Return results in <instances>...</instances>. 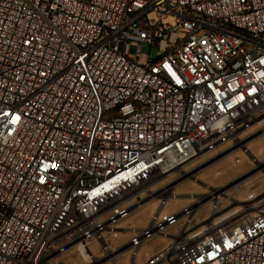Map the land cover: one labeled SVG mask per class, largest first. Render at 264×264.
Returning <instances> with one entry per match:
<instances>
[{
  "label": "built area",
  "instance_id": "2783aa9c",
  "mask_svg": "<svg viewBox=\"0 0 264 264\" xmlns=\"http://www.w3.org/2000/svg\"><path fill=\"white\" fill-rule=\"evenodd\" d=\"M263 116L264 0H0V264H137L155 238L145 264H264V195L233 220L210 187L202 224L165 213Z\"/></svg>",
  "mask_w": 264,
  "mask_h": 264
},
{
  "label": "rangeland",
  "instance_id": "374dc122",
  "mask_svg": "<svg viewBox=\"0 0 264 264\" xmlns=\"http://www.w3.org/2000/svg\"><path fill=\"white\" fill-rule=\"evenodd\" d=\"M236 136L240 143L237 144L232 135H225L208 145L184 168V172L180 174L182 177L173 190L177 199L169 200L165 213L175 215L192 205L196 211V220L203 219L201 222H205L211 214L210 200L206 196L207 188L210 187L225 191L219 216H232L233 220L236 218L235 214L255 204L256 201L248 202L249 195H264V116L242 128ZM178 178L179 174L171 175L161 186ZM158 207V200L148 203L131 214L124 226L146 228ZM128 239L129 236H125L121 241ZM169 242V239L162 238L148 241L137 257V264H145L151 256L163 251ZM120 262L130 264L129 254H124Z\"/></svg>",
  "mask_w": 264,
  "mask_h": 264
},
{
  "label": "bare ground",
  "instance_id": "6f19581e",
  "mask_svg": "<svg viewBox=\"0 0 264 264\" xmlns=\"http://www.w3.org/2000/svg\"><path fill=\"white\" fill-rule=\"evenodd\" d=\"M239 141H240V139H238V140L236 141V143H237V142L240 143ZM238 143H237V144H238ZM249 209L251 210V207H249ZM214 213H215V215H216V212H214ZM217 213L219 214V213H220V210H219ZM202 223H203V222H201L200 224H202Z\"/></svg>",
  "mask_w": 264,
  "mask_h": 264
}]
</instances>
